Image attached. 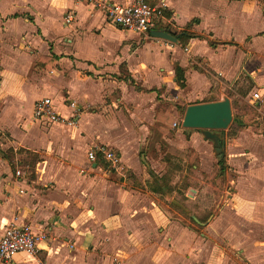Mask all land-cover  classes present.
I'll return each mask as SVG.
<instances>
[{
  "label": "crops",
  "instance_id": "crops-1",
  "mask_svg": "<svg viewBox=\"0 0 264 264\" xmlns=\"http://www.w3.org/2000/svg\"><path fill=\"white\" fill-rule=\"evenodd\" d=\"M149 1L164 3L165 11L171 13L157 29L176 34L191 25L198 36L190 40L188 51L178 40L124 29L88 3L0 0V75H10V105L0 106V233L8 223L15 222L29 223L36 233L49 234L48 239L38 242L35 255L19 252L7 264H264V239L252 236L264 226V165L253 168L247 182L236 187L238 195L229 205L223 206L217 200L211 205L192 201L195 213H212L205 226H197L172 206L175 203L185 208L176 191L162 196L147 184L153 173L162 176L166 172L167 162L152 158V166L156 163L161 169H148L147 177H142L147 182L144 187L134 184L143 180L139 177L143 166L150 165L149 152L142 154L140 150L150 138L155 119H148L147 125L140 121L142 124L136 127L134 115L131 113L130 119L118 103L142 94L135 91L128 97L127 79L137 81L147 76L154 77L150 87L156 89L152 91L164 88L159 96L181 98V106L222 99L226 96L223 91L240 75L233 71L239 63L238 45L248 48L264 35V27L252 30L251 26L255 13L264 18V8L260 11L254 0ZM201 1L204 7L197 11L187 15L181 12L183 4L193 11V5ZM48 27H54L59 34L48 33ZM35 31L45 37L47 33L54 42L36 38L32 34ZM30 36L42 58L51 52L54 65L71 57L74 79L70 83V101H76L78 110L75 112L68 100L53 99L61 113L77 115L79 128L34 118L35 102L44 97L37 94L44 87L25 78L39 56L25 51L19 42L29 41ZM62 40L68 46L67 52L60 51L58 43ZM49 41L53 46L47 52L45 44ZM196 45L203 48L196 49ZM176 63L185 69L184 87L176 81ZM119 87L120 97L115 94ZM177 109L178 106L170 109L172 121ZM238 118L243 126L237 133L239 140L234 142L246 153L249 144H244L242 134H247L243 132L250 123L242 113ZM51 123L54 124L47 125ZM103 129H109V133L102 134ZM96 136L117 148L122 181L101 176L102 167L97 160L89 159L88 150L95 145ZM175 136L178 140L179 134ZM162 137L169 142L167 134ZM207 142L210 140L194 129L182 146L190 152L194 151L191 147L197 148L200 160L207 157ZM10 147L41 154L43 159L35 166L33 176L28 167L15 165L17 159L11 161L3 154ZM239 154L229 159L238 168L235 161L242 162L245 156ZM201 164L195 170L200 171ZM191 189L194 190L190 187L187 193ZM208 228L217 238L208 234Z\"/></svg>",
  "mask_w": 264,
  "mask_h": 264
},
{
  "label": "rangeland",
  "instance_id": "rangeland-1",
  "mask_svg": "<svg viewBox=\"0 0 264 264\" xmlns=\"http://www.w3.org/2000/svg\"><path fill=\"white\" fill-rule=\"evenodd\" d=\"M250 1V0H249ZM253 1V0H251ZM257 1V2H255ZM255 4L260 6H256L260 11H262V8H264L263 1L254 0ZM182 3V2H181ZM204 7L203 1H201L198 4L193 5V11H190V7L186 5H182L181 12H184L189 14L191 12L197 11L198 8ZM258 13V12H257ZM255 13L253 15V23L251 24L252 30H260L264 27V18L260 15ZM48 33L51 34H59V31L56 30L54 27H48ZM36 38H46L48 40H51L54 42L49 35L46 33V36L42 35V32L35 31L32 33ZM30 35V34H29ZM31 35V36H33ZM25 36V35H24ZM27 36V35H26ZM30 36L29 41H22L19 39V42L22 44V46L25 49V51H28L31 53L34 51L37 55H39V47L38 45L34 44L32 42V37ZM40 36V37H39ZM43 38V39H44ZM22 41V42H21ZM49 41L48 44H45L48 48L47 52L50 50L52 51V48L50 46H53V43ZM165 43H167L165 41ZM173 44V43H172ZM179 43H174L173 46H178ZM58 46L60 47L61 52H67L68 46L63 43V40L61 43H58ZM203 47L201 45H196V49H202ZM238 54L239 57V63L238 67L236 69L233 68L234 72H237L239 77L236 79V81L232 84L230 88L227 87L226 90L223 91V93L230 97L232 100L233 108L235 110L236 115H240L241 113L246 116V119L248 123H250V126L245 129L242 134L244 139V144H249L248 150L246 153L243 152V149L239 147V145L234 142L235 140H239L240 136H237V130L238 127L236 124L232 126L231 132L235 131V135H229L226 134V141L227 145L225 148L224 155L222 156V159L226 157L227 163L224 164V173H220V168H218V154L215 152V147L213 142L210 140V142H207L210 144L209 151L207 152V157L201 158L199 161V165L201 164V170H194L193 172H190L188 169L186 170L187 175L190 176L191 180L194 183V190H190L188 193L190 197L192 198V201H202L204 204H213L217 203V201H221L223 203V206L226 204L231 203V199L233 196L238 195L237 186L241 187L242 182H247V180L250 178L251 170L255 167L263 166L264 165V35L258 36V41L255 42L253 45H249L248 48H243L242 46L238 45ZM244 50V51H242ZM33 53V52H32ZM31 53V54H32ZM41 53V52H40ZM51 54V52H50ZM46 54V58L39 57L36 60L35 65L30 70L28 75L25 76V78L28 79L31 83L34 85L41 84L44 88L40 87L41 89H44L42 93H38L37 97L41 96H51L54 99L58 100H68L70 102L71 92H70V83L72 79H74L73 76V70L74 66H72L71 63V57L69 59H63L59 63L54 65V59L52 58V55ZM43 55V54H42ZM64 55V54H62ZM69 57V56H68ZM52 58V59H51ZM53 62V63H52ZM43 63V64H42ZM38 66H44V68H38ZM204 70V69H203ZM242 70H245L247 73L251 75V77L254 80H251L250 78L243 76ZM215 72V71H214ZM147 76V75H144ZM140 78V77H139ZM148 78V79H147ZM142 77L140 79H127V86L126 91L128 93V97L132 96L131 92H141V96L138 95V98H129V100H121L118 101L120 103V106L124 109L126 112V115L131 119L130 116L131 113L134 115V120L138 121L134 123L137 126H140L143 123L146 125L148 124V119H155L153 126L150 127L151 133L150 138L148 141L145 142V144L141 147V153L143 154L146 151L145 154H148L149 152V158L148 162H150V165H147V167L143 166V172L139 175L141 179L139 181H134V184H137L139 187H144L147 183L144 181V177H147L148 169H157L160 170L161 166L156 165V163L152 166V158L153 159H162L165 157L167 151L172 155V157L175 159V162L177 163V159H180V165L181 167H185V165H188L193 157H200L199 153L196 152V149L191 147L194 151L192 152H178L184 150L185 147L182 146L183 142H185V138L188 136L187 128L182 126V120L185 111H182V106L180 105V100L175 99L171 94L170 96L162 97L159 96L160 94L164 93V88L161 87V89L153 90L154 93H152V81L154 77L147 76ZM143 87L144 89L137 88ZM36 88V87H34ZM146 88V89H145ZM36 90V89H35ZM33 91V90H28ZM157 92V94H156ZM259 93L260 96L255 97L254 93ZM116 96L120 97L122 94V87H119L116 89ZM225 96V97H226ZM223 97V98H225ZM222 98V99H223ZM131 100V101H130ZM256 102H260L259 105L262 104L261 107H257L255 105ZM4 103L7 105H10V75L2 76L0 75V106H2ZM177 109V116H174L172 121V113L170 112V109L173 107ZM139 117V118H136ZM166 118V119H165ZM78 123L76 125H69L64 124L68 127H78L80 126V120L77 118ZM167 120V121H166ZM140 121H142L140 123ZM139 123V124H138ZM176 123V124H174ZM54 123L47 124V125H53ZM63 124V123H62ZM198 132H201L200 129H195ZM227 129L225 130L226 133ZM102 134L109 133V129H103ZM164 134H167V137L170 138L169 142L165 140L162 136ZM193 133V132H192ZM191 133V134H192ZM175 134H179V138L177 140V137ZM241 135V134H240ZM245 135V136H244ZM237 136V137H236ZM96 138H98L96 136ZM95 138L94 144H105L108 146H112V144L101 142L98 139ZM164 139V140H163ZM250 141V142H248ZM114 146H112L113 148ZM11 149H14L10 147ZM24 148V147H23ZM20 151V147L17 149H14L11 153L13 154V159L16 162L14 163L19 164L20 166L30 167L31 164H35V166L42 161V156L39 152H36L34 150H31L35 152L39 158L38 161H36L35 157L32 154L25 153L24 150ZM26 149V148H24ZM117 150V148H114ZM144 149V150H143ZM30 150V149H29ZM240 150L242 152H240ZM189 151V150H188ZM234 153H241L239 155H245L243 156L242 162L240 160L235 161L237 165H240L239 168L236 166H232V160L230 161V157L235 156ZM235 158V157H234ZM233 158V159H234ZM198 159V158H197ZM164 161V160H163ZM183 161V162H182ZM185 163V165H184ZM184 165V166H183ZM102 169L100 170V175L105 177L108 180H115V181H122L123 179L118 175V171L108 169L107 167H104L100 165ZM220 166V165H219ZM232 167L236 170L234 171L230 169ZM122 168V167H121ZM204 170V171H203ZM202 171V172H201ZM80 172L83 171L80 169ZM98 171L93 172L97 174ZM86 172H83L82 174H85ZM227 176L224 177L225 175ZM136 177V176H135ZM138 179V178H137ZM129 184V183H128ZM133 184V182H131ZM149 184V183H147ZM237 187V188H236ZM128 189H131L132 187L130 185H127ZM193 194H192V193ZM230 196V197H229ZM159 197V196H158ZM163 199V197H160ZM169 202V200H168ZM264 226L262 228H259L258 232L255 233L252 236H256L259 240L262 238L264 239ZM204 229V228H203ZM202 229V231H204ZM262 229V230H261ZM208 234L215 236V233L212 231V228L207 229ZM261 233V234H260ZM216 237V236H215ZM217 238V237H216ZM219 239V238H218ZM241 264H249L247 261L241 262Z\"/></svg>",
  "mask_w": 264,
  "mask_h": 264
},
{
  "label": "built area",
  "instance_id": "built-area-1",
  "mask_svg": "<svg viewBox=\"0 0 264 264\" xmlns=\"http://www.w3.org/2000/svg\"><path fill=\"white\" fill-rule=\"evenodd\" d=\"M76 4L88 3L89 5L103 11L107 20L133 32L150 35L151 32L169 19L165 15V6L162 4H152L149 0H133L131 3H116L113 0H74ZM68 20L71 16H67ZM188 51L189 47L186 46ZM255 97L260 94L254 93ZM69 105L78 110L75 100H71ZM34 118L43 119L48 122L76 125L78 123L76 114L66 116L61 113L52 97L44 96L36 100L34 105ZM98 153H101L108 169L119 171L122 167L121 157L116 149L105 145L95 144L88 150V157L91 161H96ZM17 174H21L18 169ZM192 193V192H191ZM193 194V193H192ZM48 233H36L29 223H8L3 232L0 233V264H7L14 255L24 252L35 255L38 250V242L48 239ZM40 264H48L41 262Z\"/></svg>",
  "mask_w": 264,
  "mask_h": 264
},
{
  "label": "trees",
  "instance_id": "trees-1",
  "mask_svg": "<svg viewBox=\"0 0 264 264\" xmlns=\"http://www.w3.org/2000/svg\"><path fill=\"white\" fill-rule=\"evenodd\" d=\"M259 1H263L264 0H259ZM264 5V3H263ZM166 12V16L170 17L171 13L169 11H165ZM176 36L178 37V42L180 43V45H182L183 47H186L190 40L194 37H197L198 35L192 31L191 29V25H188V27H186L185 29H182L180 31H178L176 33ZM213 45L216 44L215 42H211ZM39 57H43V55H39ZM175 73H176V81L178 83L179 86L184 87L186 85L185 81H186V77H185V69L180 66L178 63L175 64ZM243 76H246L248 78H250L251 80H253V78L249 75V73H247L246 71H242ZM254 83V80H253ZM137 88L139 89H144L143 87H139L137 86ZM146 89V88H145ZM152 89H156L155 87H152ZM208 99L204 100L207 101ZM256 104H260V102L255 103ZM233 105V104H232ZM187 105L182 106V111L184 112L186 110ZM239 115H236L235 110H234V119L231 123V125L229 126V128L227 129V132L229 135H235V131L230 133V130H232V126L234 124L237 125L238 130L237 133L239 131V129L243 126L242 122L240 121V119L238 118ZM23 147H20V151L22 150ZM14 149H7L6 152H4L3 154L8 157L11 161H13V154L11 153ZM25 153L28 154H32L36 161L39 160L37 154L29 149H24ZM144 150V149H143ZM178 152H184V150L179 151ZM2 152V151H0ZM144 153H146V151H142ZM185 152H190V151H185ZM163 160L165 162H167V170L166 172L162 175L159 176L155 173L152 174V181L149 182L148 186L149 188L153 191V192H157L158 194L164 196L165 194L169 193L172 194L174 191L177 192V199L178 201L185 207L188 208L189 211H187L185 208L181 207L180 205H177L175 203H172V206L174 208H176L179 212H181L184 216H186L190 221H192V223H194L197 226H205V223L208 221V219L211 216V211L210 212H206V213H195L193 211V203H190V200H192V198L190 197V195L187 193V190L190 187H194V183L191 180L190 176L187 175L186 170L188 169L190 172H193L195 170V166H199V161L197 159V157H193V159L191 160V162L188 165H185V167H181V165L179 164L180 159H177V163L175 162V159L172 157V155L170 153H166L165 157H163ZM183 162V161H182ZM97 163L98 165H102L104 167L108 168L107 163L105 162L103 156L101 153H98V157H97ZM226 163L225 159L223 158L222 160H220L218 162V164L220 165V173L223 174L224 172V164ZM183 165V166H184ZM25 167V166H24ZM28 170L30 171V175L33 176L34 175V171H35V164H31L30 167H28ZM134 181V180H132ZM195 213V217L192 216V214ZM197 218V220L195 219ZM193 225H190V227L193 228Z\"/></svg>",
  "mask_w": 264,
  "mask_h": 264
},
{
  "label": "water",
  "instance_id": "water-1",
  "mask_svg": "<svg viewBox=\"0 0 264 264\" xmlns=\"http://www.w3.org/2000/svg\"><path fill=\"white\" fill-rule=\"evenodd\" d=\"M151 34L173 42L178 40L172 30L155 29ZM233 119L232 101L226 96L220 100L190 103L186 107L182 126L187 128L188 133L200 129L202 135L213 142L218 159H221L226 147L225 130L229 128Z\"/></svg>",
  "mask_w": 264,
  "mask_h": 264
}]
</instances>
